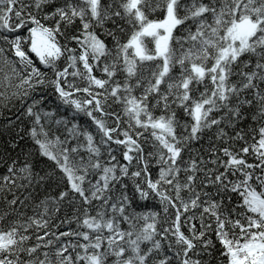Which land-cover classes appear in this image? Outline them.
Returning a JSON list of instances; mask_svg holds the SVG:
<instances>
[{
	"label": "snow or ice",
	"instance_id": "6c2138e0",
	"mask_svg": "<svg viewBox=\"0 0 264 264\" xmlns=\"http://www.w3.org/2000/svg\"><path fill=\"white\" fill-rule=\"evenodd\" d=\"M0 264H264V0H0Z\"/></svg>",
	"mask_w": 264,
	"mask_h": 264
}]
</instances>
